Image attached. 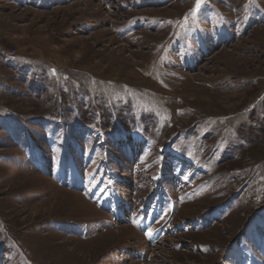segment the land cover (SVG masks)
<instances>
[{
    "label": "rangeland",
    "instance_id": "374dc122",
    "mask_svg": "<svg viewBox=\"0 0 264 264\" xmlns=\"http://www.w3.org/2000/svg\"><path fill=\"white\" fill-rule=\"evenodd\" d=\"M0 45V264H264V0H0Z\"/></svg>",
    "mask_w": 264,
    "mask_h": 264
},
{
    "label": "built area",
    "instance_id": "2783aa9c",
    "mask_svg": "<svg viewBox=\"0 0 264 264\" xmlns=\"http://www.w3.org/2000/svg\"><path fill=\"white\" fill-rule=\"evenodd\" d=\"M0 57L1 58H15L17 57L16 50L4 48L0 45Z\"/></svg>",
    "mask_w": 264,
    "mask_h": 264
},
{
    "label": "snow or ice",
    "instance_id": "6c2138e0",
    "mask_svg": "<svg viewBox=\"0 0 264 264\" xmlns=\"http://www.w3.org/2000/svg\"><path fill=\"white\" fill-rule=\"evenodd\" d=\"M203 3V0H196V9L198 10ZM185 21H187V17H185ZM148 236H152V232L146 233Z\"/></svg>",
    "mask_w": 264,
    "mask_h": 264
},
{
    "label": "water",
    "instance_id": "95a60500",
    "mask_svg": "<svg viewBox=\"0 0 264 264\" xmlns=\"http://www.w3.org/2000/svg\"><path fill=\"white\" fill-rule=\"evenodd\" d=\"M239 238H240V236H239ZM239 238H238V239H239Z\"/></svg>",
    "mask_w": 264,
    "mask_h": 264
}]
</instances>
